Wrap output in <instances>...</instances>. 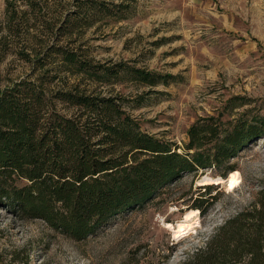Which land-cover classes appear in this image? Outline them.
I'll use <instances>...</instances> for the list:
<instances>
[{
	"label": "rangeland",
	"instance_id": "374dc122",
	"mask_svg": "<svg viewBox=\"0 0 264 264\" xmlns=\"http://www.w3.org/2000/svg\"><path fill=\"white\" fill-rule=\"evenodd\" d=\"M64 52L104 68L125 63L175 79L155 86L125 76L97 81L66 69ZM22 79H37L51 94L71 87L123 97L141 130L182 153L198 118L264 115V0H0V85ZM235 97L248 103L231 108ZM230 164L224 183L216 186V168L193 179L184 174L78 242L0 206V264H182L256 199L264 185V137ZM209 184L214 199L199 210V225L174 239L166 223L193 210L179 198L190 205L206 192L199 186Z\"/></svg>",
	"mask_w": 264,
	"mask_h": 264
},
{
	"label": "trees",
	"instance_id": "16d2710c",
	"mask_svg": "<svg viewBox=\"0 0 264 264\" xmlns=\"http://www.w3.org/2000/svg\"><path fill=\"white\" fill-rule=\"evenodd\" d=\"M62 63L97 81L125 76L155 86L175 79L125 63L104 68L78 61L71 52L62 54ZM36 81L0 85V206L77 242L159 196L184 174L193 179L200 170L216 168L215 174L226 178L234 170L231 159L264 137V115L234 121L206 116L190 125L181 153L173 142L141 130L123 97L71 87L51 94ZM228 103L232 108L248 102L235 97ZM199 187L206 192L190 205L179 200L202 213L214 199L215 185ZM182 264H264V185Z\"/></svg>",
	"mask_w": 264,
	"mask_h": 264
},
{
	"label": "bare ground",
	"instance_id": "6f19581e",
	"mask_svg": "<svg viewBox=\"0 0 264 264\" xmlns=\"http://www.w3.org/2000/svg\"><path fill=\"white\" fill-rule=\"evenodd\" d=\"M199 210H191L186 212L183 218L174 224L166 223V227L171 231L174 239L192 232L199 225Z\"/></svg>",
	"mask_w": 264,
	"mask_h": 264
},
{
	"label": "water",
	"instance_id": "95a60500",
	"mask_svg": "<svg viewBox=\"0 0 264 264\" xmlns=\"http://www.w3.org/2000/svg\"><path fill=\"white\" fill-rule=\"evenodd\" d=\"M212 178H218V177H212ZM219 178H220V181H222V182H219V184H216V186L224 183L226 181V179H227V178H222V177H219Z\"/></svg>",
	"mask_w": 264,
	"mask_h": 264
}]
</instances>
